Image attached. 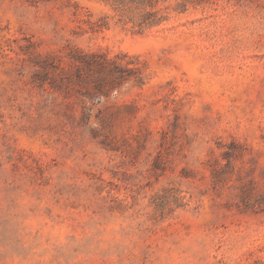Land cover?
I'll list each match as a JSON object with an SVG mask.
<instances>
[{
  "label": "rangeland",
  "instance_id": "374dc122",
  "mask_svg": "<svg viewBox=\"0 0 264 264\" xmlns=\"http://www.w3.org/2000/svg\"><path fill=\"white\" fill-rule=\"evenodd\" d=\"M0 264H264V0H0Z\"/></svg>",
  "mask_w": 264,
  "mask_h": 264
}]
</instances>
